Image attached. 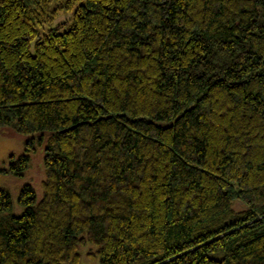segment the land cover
Segmentation results:
<instances>
[{"label":"trees","instance_id":"16d2710c","mask_svg":"<svg viewBox=\"0 0 264 264\" xmlns=\"http://www.w3.org/2000/svg\"><path fill=\"white\" fill-rule=\"evenodd\" d=\"M6 127L0 264H264V0H0Z\"/></svg>","mask_w":264,"mask_h":264},{"label":"rangeland","instance_id":"374dc122","mask_svg":"<svg viewBox=\"0 0 264 264\" xmlns=\"http://www.w3.org/2000/svg\"><path fill=\"white\" fill-rule=\"evenodd\" d=\"M65 18V16H61L59 20ZM40 135H22L11 127L0 130V168L8 167V159L11 154L21 155L27 147L30 148V143L36 147V151L32 154V167L26 177L20 178L0 172V188H5L10 192L14 214L21 215L24 212V208L19 204L18 199L20 190L25 184H31L38 197L42 195V181L45 179L43 162L45 145L40 146L37 142ZM81 264H98V262L83 257Z\"/></svg>","mask_w":264,"mask_h":264}]
</instances>
